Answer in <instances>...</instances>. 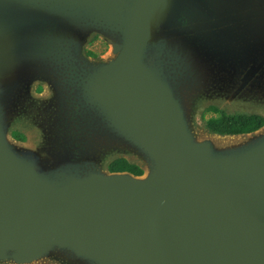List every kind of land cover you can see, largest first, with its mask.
I'll list each match as a JSON object with an SVG mask.
<instances>
[{"label": "water", "instance_id": "water-1", "mask_svg": "<svg viewBox=\"0 0 264 264\" xmlns=\"http://www.w3.org/2000/svg\"><path fill=\"white\" fill-rule=\"evenodd\" d=\"M69 66L79 158L51 133ZM219 105L264 116V0H0V264H264V124L209 132Z\"/></svg>", "mask_w": 264, "mask_h": 264}, {"label": "flooded vegetation", "instance_id": "flooded-vegetation-1", "mask_svg": "<svg viewBox=\"0 0 264 264\" xmlns=\"http://www.w3.org/2000/svg\"><path fill=\"white\" fill-rule=\"evenodd\" d=\"M180 20L184 22L185 18L183 15ZM96 38L101 37L95 34L91 40H95ZM102 40L105 45H108L104 39ZM41 48L48 50L54 47L50 44H45L41 45ZM55 49L58 50L59 48L56 47ZM85 53L92 57L97 55L92 49L85 50ZM76 75L74 67L69 66L60 75L51 78V84L57 94L51 133L56 139V148L69 152L74 158H79L82 156L84 144H86V139L90 136L91 132L90 122L84 118L81 107L73 95V82L76 79ZM38 90L42 91L41 87ZM68 110L71 112L70 116L66 115ZM69 125L72 126V129ZM61 132L63 135H61ZM70 133L72 134L71 136Z\"/></svg>", "mask_w": 264, "mask_h": 264}, {"label": "trees", "instance_id": "trees-1", "mask_svg": "<svg viewBox=\"0 0 264 264\" xmlns=\"http://www.w3.org/2000/svg\"><path fill=\"white\" fill-rule=\"evenodd\" d=\"M207 110L216 115L205 120L204 126L209 132L217 134H238L253 131L264 124V116L258 113L245 111L225 112L214 106H208ZM15 139L23 140L24 135L14 131ZM109 171H127L134 175L142 173V169L126 160L125 158H116L108 164Z\"/></svg>", "mask_w": 264, "mask_h": 264}, {"label": "rangeland", "instance_id": "rangeland-1", "mask_svg": "<svg viewBox=\"0 0 264 264\" xmlns=\"http://www.w3.org/2000/svg\"><path fill=\"white\" fill-rule=\"evenodd\" d=\"M96 39H98V40H96ZM96 39L88 41L84 45V50H88V49L94 50L97 55L94 57H92V56H90V57L95 58V59H99L101 57H105L108 54V52L110 51V45L109 44L105 45L104 41L101 38H96ZM39 87H41L42 91L38 90ZM34 92L36 94L41 93V92L43 95L47 94V90H45V86L40 85V84L35 85ZM214 107L221 109V110H224L225 112H229V113L234 112V111H240L236 108H239L241 110L244 109L243 107H235L233 105H226V106L219 105V106H214ZM245 109L248 110V108H245ZM67 114L70 116L71 112L68 110L66 115ZM215 115L216 114L214 112L208 111L207 107H205L200 113V119H201L200 123H201L202 127L204 126L206 119H208L211 116H215ZM69 127L72 129L71 125H69ZM14 131L20 132L24 135L23 140L16 139L17 141H20L21 144H23L25 146L33 147L35 137L33 136L32 131H30V130L25 131V130L19 129V128L12 129L11 132L8 134V138L12 141L15 140V138L12 134ZM197 134H198V138H203V137L211 138L215 144H229V143L239 141L242 138L239 136L210 134V133L205 132L202 128H199V130L197 131ZM61 135H63L62 132H61ZM71 135L72 134L70 133V136ZM36 264H44V263L40 262V263H36Z\"/></svg>", "mask_w": 264, "mask_h": 264}]
</instances>
